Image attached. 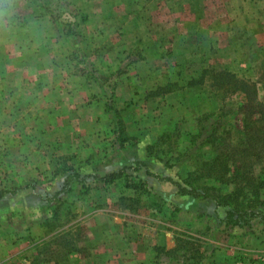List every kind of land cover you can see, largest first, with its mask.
Instances as JSON below:
<instances>
[{
	"label": "rangeland",
	"instance_id": "obj_1",
	"mask_svg": "<svg viewBox=\"0 0 264 264\" xmlns=\"http://www.w3.org/2000/svg\"><path fill=\"white\" fill-rule=\"evenodd\" d=\"M0 35V64L5 65L0 74L4 79L26 82V72L30 71L27 69L33 66L35 82H59V86L70 82L67 94L71 98L66 100L65 110H60L65 115L66 126L69 122L76 129L79 120L83 124L89 109L90 112L102 111L101 126L109 121L105 119L107 113L113 116V125L109 121L111 127H107L110 131L115 126L119 132L122 126L134 136L139 128L145 129L154 155L165 164H179L173 172L178 180L174 185L177 190L190 167L191 154L197 151L201 154L217 141L233 140L234 130L240 126V113L233 108L241 102V94L220 96L211 83L215 82L212 74L225 69L251 83L255 88L254 101L264 108V0H0ZM158 84L171 90L148 94ZM78 86L81 89L75 90ZM127 86L136 89V96L128 98ZM167 100L174 103L171 111L175 110L173 114L177 117L173 121L164 120L169 107H164L163 102ZM34 108L35 112L40 110ZM218 108L232 109H229L230 114L219 116ZM118 120L124 125L116 126ZM5 122L0 130V159H5L0 165L3 181L0 188L11 192L20 183L10 182L9 178L14 176L10 174L12 168L3 166L9 165L6 160L11 154L16 155L15 146L12 152L8 150L12 141L9 134L16 130H11L15 128L11 121ZM164 131L169 133L165 135ZM160 134L167 137L166 142L155 144ZM112 135L107 131L103 133L107 144L114 140ZM17 138L25 139L18 134ZM107 144L106 153L111 155L115 146ZM123 154L120 149L117 158ZM36 161L37 165L27 170L19 168L18 179L30 178L29 185H35V193L39 194L48 174L38 166L39 160ZM254 163L253 175L258 167L256 161ZM125 169L126 165L125 181H137L131 169L129 172ZM207 182L221 190L230 189V184ZM73 190L72 187L64 195V200L21 195L16 203L22 206V211L7 210L0 215V256L11 257L12 264H29L26 262L29 256L35 264H67L65 260L48 261L47 256L53 260L61 258L60 249L67 248L63 241L65 234L75 233L73 229L60 235L54 232L67 228L74 218L67 205L68 201H73ZM205 198H209L214 208L190 225V238H176L177 250L191 260L200 255L203 258L209 250L204 248L206 239L220 241L236 232L241 253L232 254L230 264H240L239 261L264 264V218L253 217L246 225L226 223L227 206L216 204L209 196ZM151 199L125 194L114 199L112 207L134 213H139L140 209L146 211L143 207L150 211L155 207L150 204ZM10 200L8 209L12 206ZM258 208L264 214V204L255 207ZM82 219L81 229L90 228L85 224L88 222L85 214ZM32 220H45L49 231L36 230L35 223H31L29 233L19 230L13 240L9 239L11 234H16L9 223L18 221L27 226ZM179 225L183 231L185 227ZM81 231L87 239H92L87 229ZM213 248L219 249V246ZM216 254L227 259L222 252Z\"/></svg>",
	"mask_w": 264,
	"mask_h": 264
},
{
	"label": "crops",
	"instance_id": "obj_2",
	"mask_svg": "<svg viewBox=\"0 0 264 264\" xmlns=\"http://www.w3.org/2000/svg\"><path fill=\"white\" fill-rule=\"evenodd\" d=\"M4 66L0 64V69ZM27 70L30 71L26 72V82H11L8 77L4 79L0 74V130L3 129L5 121H11V125L15 127L11 130H16V133L11 131L9 134L12 141L8 148L9 152H12V147L15 146L16 155L11 154V158L6 160L9 164L7 166L10 167L3 166V168L9 170L12 168L10 174L14 176L9 178L10 182L20 183V185L16 184L11 192H7L9 190L4 186L0 188L3 192L0 194V215L7 210L22 211L20 208L22 206L19 207L16 203L21 195L26 194L28 198L36 195L38 198L49 201L64 200V195L73 187L74 190L71 192L73 201H68L67 205L69 213L74 218L67 228L54 232L60 235L65 234L67 229H73L75 233L65 234L63 241L66 242L64 246L67 248L60 249L61 258L53 260L52 257L47 256V259H50L48 261L59 263L60 260H65L68 261L67 264H84V261H87V264L97 262L110 264L115 261H120L121 264H227L226 262L229 261L228 264H230L229 258L232 254L241 253L239 241L236 239L238 234L235 231H231L235 232L234 235H227L229 238L233 236L229 240L228 237L220 241L206 239L204 248L209 250L205 251L203 258L200 255L196 260H191L179 252L176 238L191 237V232L188 230L190 225L194 224L197 218H201L204 212L214 208L209 198L192 197L178 192L174 186L178 180L173 172L179 164L176 166L170 163L165 164L164 160L162 161L152 151L147 150L149 137L145 129H137L134 136L131 132H126L122 126L119 132L115 126L110 131L107 127L113 125V116L107 113L105 119L110 121V125L107 121L103 122L104 126H101L99 117L102 118V111L90 112L89 109L86 110L83 124L79 120L80 123L76 129L72 128L69 122L66 126L65 115L60 110H65L66 100L71 98L67 94L70 82H63L61 86L59 82H35L33 66ZM64 84L65 87H63ZM73 85L75 87V84ZM79 89L81 86L75 88V90ZM135 91L136 89L127 86L128 98L136 96ZM84 99L88 100L87 97ZM79 101L81 102L82 99ZM172 102L170 100L163 102L166 103L164 107H169L164 117L166 121H173L177 117L173 114L175 110L171 111L174 106ZM34 106L40 110L35 112ZM17 118L21 120H14ZM137 119L141 120L140 116H137ZM119 121L116 122V126L124 125L122 120L120 123ZM106 131L114 137V140L109 142L115 146V151L114 147L111 149L113 150L111 155L106 153L105 145L108 142L103 138V133ZM17 134L24 136L25 139L17 138ZM120 149H123L124 154L120 156L121 158H117L116 154L120 152ZM37 159L38 166L48 174L43 181L44 188L39 194L35 193V185H29L30 178L18 179V175L21 174L18 172L19 168L27 170L37 165ZM2 161L5 159H0V165H3ZM124 165L127 166V172L131 169L130 172L137 181L133 179V182H130L128 178L127 182L125 181ZM108 173H116V175L104 180ZM2 182L0 176V187ZM102 187L105 189L102 190ZM125 194L130 197L152 198L150 204L155 207L150 211L143 207L146 211L142 212L143 210L140 209L139 213L114 209L112 207L114 199ZM9 199L12 206L8 209L6 206ZM33 199L34 197L30 201L31 204ZM30 209L33 212V208ZM37 211L39 209L34 210L35 213ZM84 214L85 219L88 220L85 224L90 228L84 226L81 229ZM220 214L222 215V212ZM43 222L32 220L27 226L20 225L18 221L9 223L11 230L13 229L16 233L11 234L9 239L13 240L19 230L29 233L30 227H33L31 223L32 225L35 223L36 230L49 231ZM178 223L185 227L183 231H180L182 229ZM86 229L92 234V239H87L85 233H81V230ZM27 239L30 238L27 237ZM229 241L232 242L229 244ZM216 246H219V249L213 248ZM37 252L42 253V251ZM217 252H222L227 259L219 258ZM13 254L14 252L10 255L13 256ZM10 261H12L11 257L0 256V264H12ZM26 262L35 264L30 256ZM237 263L243 264L241 261Z\"/></svg>",
	"mask_w": 264,
	"mask_h": 264
},
{
	"label": "trees",
	"instance_id": "obj_3",
	"mask_svg": "<svg viewBox=\"0 0 264 264\" xmlns=\"http://www.w3.org/2000/svg\"><path fill=\"white\" fill-rule=\"evenodd\" d=\"M202 74L203 72L200 73L199 80ZM212 77L215 82L211 83L215 85V91L220 96L226 93L241 94L244 101L241 100L233 108L234 112L240 113V126L234 130L233 140L217 141L207 151L191 154L190 167L181 178L178 192L192 197L209 196L216 204L227 206L224 214L226 223L246 225L253 217L264 218L262 210L255 209L257 205L264 204V108L254 101V86L237 77L234 72L222 69L212 74ZM155 89L148 91V94L157 95L160 91L171 90L159 84L155 85ZM229 109L232 108H218V115L230 114ZM254 113L256 114L253 115ZM164 134L155 139V144L166 142L167 137ZM151 145H146L149 152L152 151ZM255 161L258 167L253 175ZM115 175L116 173H108L103 179L107 180ZM207 180L230 184V189L221 190ZM1 193L3 192L0 191Z\"/></svg>",
	"mask_w": 264,
	"mask_h": 264
}]
</instances>
